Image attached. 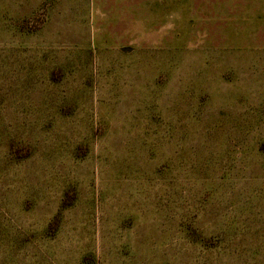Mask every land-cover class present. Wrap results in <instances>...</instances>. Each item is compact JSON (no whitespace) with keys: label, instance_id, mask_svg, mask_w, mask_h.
Returning a JSON list of instances; mask_svg holds the SVG:
<instances>
[{"label":"rangeland","instance_id":"rangeland-1","mask_svg":"<svg viewBox=\"0 0 264 264\" xmlns=\"http://www.w3.org/2000/svg\"><path fill=\"white\" fill-rule=\"evenodd\" d=\"M0 264H264V0H0Z\"/></svg>","mask_w":264,"mask_h":264}]
</instances>
